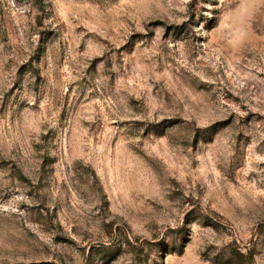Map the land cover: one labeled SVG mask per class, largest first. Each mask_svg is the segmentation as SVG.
I'll return each mask as SVG.
<instances>
[{
	"label": "rangeland",
	"instance_id": "1",
	"mask_svg": "<svg viewBox=\"0 0 264 264\" xmlns=\"http://www.w3.org/2000/svg\"><path fill=\"white\" fill-rule=\"evenodd\" d=\"M0 264H264V0H0Z\"/></svg>",
	"mask_w": 264,
	"mask_h": 264
}]
</instances>
